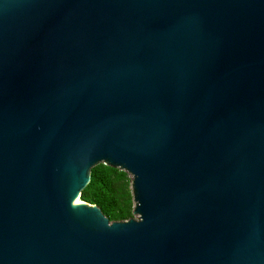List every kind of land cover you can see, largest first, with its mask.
I'll use <instances>...</instances> for the list:
<instances>
[{
	"label": "water",
	"instance_id": "1",
	"mask_svg": "<svg viewBox=\"0 0 264 264\" xmlns=\"http://www.w3.org/2000/svg\"><path fill=\"white\" fill-rule=\"evenodd\" d=\"M0 264H264V0H0Z\"/></svg>",
	"mask_w": 264,
	"mask_h": 264
},
{
	"label": "trees",
	"instance_id": "2",
	"mask_svg": "<svg viewBox=\"0 0 264 264\" xmlns=\"http://www.w3.org/2000/svg\"><path fill=\"white\" fill-rule=\"evenodd\" d=\"M80 200L98 206L110 221L133 217L134 207L130 175L99 163L90 170V180L80 192Z\"/></svg>",
	"mask_w": 264,
	"mask_h": 264
},
{
	"label": "rangeland",
	"instance_id": "3",
	"mask_svg": "<svg viewBox=\"0 0 264 264\" xmlns=\"http://www.w3.org/2000/svg\"><path fill=\"white\" fill-rule=\"evenodd\" d=\"M134 218H137V215H133Z\"/></svg>",
	"mask_w": 264,
	"mask_h": 264
}]
</instances>
